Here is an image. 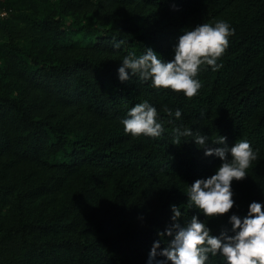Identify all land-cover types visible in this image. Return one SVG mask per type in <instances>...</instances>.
<instances>
[{
    "label": "trees",
    "instance_id": "1",
    "mask_svg": "<svg viewBox=\"0 0 264 264\" xmlns=\"http://www.w3.org/2000/svg\"><path fill=\"white\" fill-rule=\"evenodd\" d=\"M1 9L0 264H148L153 243L159 253L171 240L159 234L173 205L181 224L196 215L211 234L231 235L232 214L264 204V0H0ZM218 19L235 32L193 98L119 79L128 52L172 60L185 28ZM144 100L164 122L158 138L121 124ZM174 127L206 145L173 144ZM219 136L228 147L248 139L258 158L232 182L231 211L206 218L185 190L222 163L204 154L225 146ZM208 264L226 262L209 254Z\"/></svg>",
    "mask_w": 264,
    "mask_h": 264
},
{
    "label": "clouds",
    "instance_id": "2",
    "mask_svg": "<svg viewBox=\"0 0 264 264\" xmlns=\"http://www.w3.org/2000/svg\"><path fill=\"white\" fill-rule=\"evenodd\" d=\"M235 30L231 25L218 19L214 22H204L191 28H185L174 47V59L165 61L151 48L137 56L134 51L128 52L122 58L118 68V77L128 81L137 77L141 82H151L154 88L170 89L182 92L187 98L196 96L202 87L198 79L204 67H211L213 71L222 65L217 61L229 47V37ZM123 41L114 47L119 48ZM130 70V73H129ZM164 112L169 118H181V111L175 113L165 106ZM203 115V114H202ZM158 111L147 100L136 103L121 120L124 132L133 137H160L165 129L164 122L158 119ZM168 123H173L169 119ZM173 144L179 145L184 137H193L198 146H205L207 136L196 133L189 128H172ZM214 144L223 147H206L205 155H215L222 163L215 174L208 178L196 179L189 185L185 193L189 207H196L206 218L219 217L228 214L235 205L233 199L232 182L241 181L247 177V170L252 162L258 158V150H254L248 139H239L228 147L226 137L213 139ZM230 155V158H229ZM173 221L161 237H171L166 247L160 248V241L153 243L149 253L148 264H208L211 257L222 258L226 264H264V204L253 201L248 206L247 214L241 218L232 214L229 218L231 235L224 229L219 235L211 234L206 222L193 215L190 220L180 223L182 212L179 207L172 206ZM157 255L166 260H156Z\"/></svg>",
    "mask_w": 264,
    "mask_h": 264
},
{
    "label": "built area",
    "instance_id": "3",
    "mask_svg": "<svg viewBox=\"0 0 264 264\" xmlns=\"http://www.w3.org/2000/svg\"><path fill=\"white\" fill-rule=\"evenodd\" d=\"M5 13H6V11H5L4 9H1V10H0V16L5 15Z\"/></svg>",
    "mask_w": 264,
    "mask_h": 264
}]
</instances>
